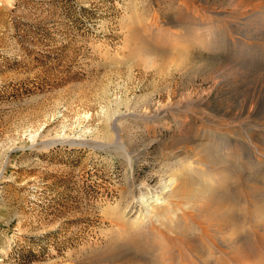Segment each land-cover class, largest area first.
<instances>
[{"label":"rangeland","instance_id":"374dc122","mask_svg":"<svg viewBox=\"0 0 264 264\" xmlns=\"http://www.w3.org/2000/svg\"><path fill=\"white\" fill-rule=\"evenodd\" d=\"M182 3L187 5L186 0H0V264H91V257L113 245L117 206L129 201L131 206L135 184L157 186L164 170L175 167L174 156H187L181 148L186 140L209 152L208 142L228 139L255 162L258 154L240 129L246 124L230 126L225 135L170 104L206 93L213 85L208 77L223 62L264 73V39L244 37L224 22L216 49L194 41L170 46L151 41L147 29L157 23L185 32L178 11L203 14L202 7L190 8L192 0L190 7ZM135 32L150 47L142 50ZM154 48L161 53L147 62ZM222 74L207 96L210 114L229 106L232 115L245 96L256 97L258 111L264 108L263 74L238 80H223ZM114 116L124 117L119 144L113 139ZM252 132L264 143L263 132ZM59 139L67 141L44 146ZM260 166L240 170L261 181V158ZM230 180V187L238 184ZM236 230L253 250L260 234L250 225L247 232Z\"/></svg>","mask_w":264,"mask_h":264},{"label":"bare ground","instance_id":"6f19581e","mask_svg":"<svg viewBox=\"0 0 264 264\" xmlns=\"http://www.w3.org/2000/svg\"><path fill=\"white\" fill-rule=\"evenodd\" d=\"M198 1L192 0L194 7L189 6L190 0H186L187 5L182 4L191 9L202 7L203 14L192 10L175 14L185 32H178L179 29L174 31L165 23L160 25L156 21L157 24L152 27L151 24V28L147 29L151 41L163 46H170L173 41H189L192 45L194 41L202 48L216 49V32L222 29L224 22L243 33L244 37L264 39V0H222L215 5H210L208 0ZM140 35L136 32L134 34L140 48L144 50L150 47L148 41ZM159 49L154 48L152 52L155 54L152 53L153 57L148 55L147 62L157 58L162 50ZM181 57L187 55L181 53ZM183 58L180 62L186 61ZM213 72L208 77L213 85L209 83L211 86L206 93L189 94L170 104L174 105L171 108L196 113L199 123L210 126L216 132L223 130L224 133L230 126L236 128L235 125L246 124L240 129L247 143L258 154L255 162H248L243 148L228 139L208 142L209 152H204L193 140H186L181 148L187 151V156L178 158L175 155V167L164 170L157 186L152 188L144 182L135 184L131 206L130 201L125 208L117 206L113 245L106 249L105 254L91 257V264H264V176L260 181L261 177L251 178L240 170L242 167L262 169L259 165L260 158L264 161V143L253 137L252 131L264 133V108L258 111L255 109L258 103L256 97L253 100L252 96H245L238 111L232 115L229 114V106L218 115L207 111V96L215 88L218 76L226 73L222 76L223 80H238L256 73L247 66L229 61L223 62ZM187 100L197 103L198 107L185 104ZM123 116H114L112 119L113 139L117 144L120 143L119 126ZM66 141L51 140L44 146ZM234 178L238 184L230 187V179ZM233 192L239 196L234 198ZM136 206L138 209H134ZM247 225L251 226L252 232L261 236L255 237L254 249L250 251L246 249L244 235H239L240 231L236 230L241 228L242 232H247ZM258 251L263 253L262 256Z\"/></svg>","mask_w":264,"mask_h":264}]
</instances>
